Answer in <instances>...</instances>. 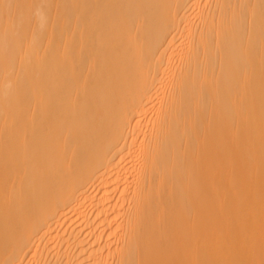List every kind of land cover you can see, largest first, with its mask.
Instances as JSON below:
<instances>
[{
	"label": "bare ground",
	"instance_id": "bare-ground-1",
	"mask_svg": "<svg viewBox=\"0 0 264 264\" xmlns=\"http://www.w3.org/2000/svg\"><path fill=\"white\" fill-rule=\"evenodd\" d=\"M0 264H264V0H0Z\"/></svg>",
	"mask_w": 264,
	"mask_h": 264
}]
</instances>
